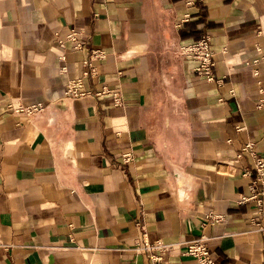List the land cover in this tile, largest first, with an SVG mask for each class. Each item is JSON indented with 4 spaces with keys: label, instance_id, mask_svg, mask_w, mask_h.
<instances>
[{
    "label": "crops",
    "instance_id": "crops-1",
    "mask_svg": "<svg viewBox=\"0 0 264 264\" xmlns=\"http://www.w3.org/2000/svg\"><path fill=\"white\" fill-rule=\"evenodd\" d=\"M206 35L213 82L178 51ZM94 49L92 94L69 97ZM261 56L264 0H0V264H150L144 233L172 243L165 264H197L181 251L201 236L219 264H264L240 202L264 157Z\"/></svg>",
    "mask_w": 264,
    "mask_h": 264
},
{
    "label": "built area",
    "instance_id": "built-area-1",
    "mask_svg": "<svg viewBox=\"0 0 264 264\" xmlns=\"http://www.w3.org/2000/svg\"><path fill=\"white\" fill-rule=\"evenodd\" d=\"M65 41H71L74 43L75 48H81L86 41L84 33L75 28H70L69 32L65 36ZM62 44L63 41L61 40ZM260 47H256V51H260ZM178 51L184 58L194 59L197 64L194 67V71L197 75L203 77L208 82L215 81V76L213 74V67L215 65L214 51L210 46V37L208 35L197 39L191 43L181 44L178 47ZM105 57V52L100 49H94L89 57L83 61L82 76L73 79L68 82L66 87V95L75 98L85 95H90L92 92L90 90L83 89V78L88 75L96 74L95 62L98 59ZM264 59V56H261ZM257 61V60H255ZM253 73L257 75L258 71L256 68L253 69ZM218 81H221L219 79ZM263 92V89H260ZM96 95L109 94L112 96L114 103L120 105L123 103V97L119 91L111 90L108 87H103L100 91L95 93ZM263 99H260L259 106L264 107ZM16 111H25L26 113H31L35 111L42 110L41 104L31 105L29 107H15ZM253 144L247 142L241 149V152L252 151ZM129 158V155H126ZM253 171L255 172V177L252 179L249 188V195L243 196L240 202H246L250 200L255 201V211L252 220L256 222L260 229L264 230V225L259 222V217L264 216V157L255 156ZM252 174L251 169H243V176H250ZM209 222L214 220L224 219L223 215H208ZM172 248V243H164L160 240H150L146 234H142V237L135 242L134 250L136 252H145L148 256L150 264H165L166 255L168 251ZM183 255L193 257L197 264H219L217 260L211 255L210 249L206 243L205 236H201L190 242L183 243V249L181 251Z\"/></svg>",
    "mask_w": 264,
    "mask_h": 264
}]
</instances>
